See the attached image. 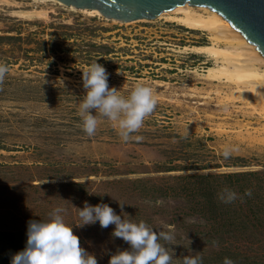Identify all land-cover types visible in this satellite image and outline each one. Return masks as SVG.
<instances>
[{"label": "rangeland", "instance_id": "rangeland-1", "mask_svg": "<svg viewBox=\"0 0 264 264\" xmlns=\"http://www.w3.org/2000/svg\"><path fill=\"white\" fill-rule=\"evenodd\" d=\"M84 12L0 0V63L9 67L0 82V264L25 247L27 222L56 207L81 247L108 264L128 245L111 235L114 225L79 226L85 202L171 231L174 239L161 241L170 264L185 255L264 264V106L205 76L215 60L191 47L210 44L207 32L166 17ZM96 60L109 87L127 96L145 83L157 98L128 141L102 117L92 136L83 131L82 74ZM225 146L235 149L227 159ZM225 187L238 193L231 203L218 198Z\"/></svg>", "mask_w": 264, "mask_h": 264}, {"label": "clouds", "instance_id": "clouds-1", "mask_svg": "<svg viewBox=\"0 0 264 264\" xmlns=\"http://www.w3.org/2000/svg\"><path fill=\"white\" fill-rule=\"evenodd\" d=\"M8 72L9 67L0 63V82H3ZM108 78L106 68L97 60L83 70L85 91L79 106L83 131L92 136L98 126V117H102L113 122L121 139L128 141L154 111L157 98L150 85L139 82L127 96L122 95L115 86L109 87ZM234 150V147L225 146L223 157L227 159ZM245 194L251 196L252 192L249 189ZM237 196L238 193L228 187L218 193V198L224 203H231ZM64 211L56 207L46 218L30 219L27 222L25 247L12 255L10 264H98L96 255L81 247L73 226L66 223ZM78 216L79 226L96 222L101 228L114 225L111 235L127 243V248L117 249L111 254L108 264H170L172 257L161 241L173 240L171 231H157L143 220L133 222L122 218L109 204L103 202L96 205L85 202L79 208ZM183 264H202V260L199 256L185 255ZM223 264H234V261L225 257Z\"/></svg>", "mask_w": 264, "mask_h": 264}, {"label": "bare ground", "instance_id": "bare-ground-1", "mask_svg": "<svg viewBox=\"0 0 264 264\" xmlns=\"http://www.w3.org/2000/svg\"><path fill=\"white\" fill-rule=\"evenodd\" d=\"M32 1L65 5L59 0ZM68 7L77 9L73 6ZM80 10L101 15L98 9ZM41 13V11H26L23 15L32 16ZM158 17H166L187 28L207 32L211 39L210 44L191 47L195 52L204 53L215 60V65L209 66L205 76L213 79L224 78L234 83L250 104L264 106V55L221 13L208 6L185 3L162 12Z\"/></svg>", "mask_w": 264, "mask_h": 264}, {"label": "water", "instance_id": "water-1", "mask_svg": "<svg viewBox=\"0 0 264 264\" xmlns=\"http://www.w3.org/2000/svg\"><path fill=\"white\" fill-rule=\"evenodd\" d=\"M77 9H98L109 19L129 22L154 19L162 12L190 3L218 11L264 55V0H59Z\"/></svg>", "mask_w": 264, "mask_h": 264}]
</instances>
